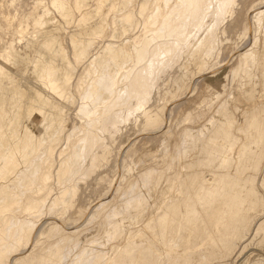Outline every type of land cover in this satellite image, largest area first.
Instances as JSON below:
<instances>
[{"label":"bare ground","instance_id":"bare-ground-1","mask_svg":"<svg viewBox=\"0 0 264 264\" xmlns=\"http://www.w3.org/2000/svg\"><path fill=\"white\" fill-rule=\"evenodd\" d=\"M4 1L0 0V4ZM9 1L14 4L21 0ZM29 1L26 25L13 29V37L22 45L16 46L11 41L0 49V264L11 261L52 264L72 253L71 247L77 244L65 236L29 250L27 247L36 232L35 219L42 216L44 209L58 215L71 208L77 195L76 179L88 178L97 170L98 150L106 148L102 134L116 133L137 112L147 117L146 107L154 88L174 64L185 59L203 71L212 60L215 66L219 32L224 29L221 26L237 5L236 0ZM252 14L251 22L258 32L264 33V6ZM250 30L245 25L242 36ZM256 43L257 39L253 41L255 46ZM248 45L239 52L238 65L231 72L236 78L255 59L253 47ZM147 119L148 123L152 122L151 118ZM183 132L188 137L191 133L187 129ZM184 142V145L188 143ZM182 149H178L180 159L183 151L186 153ZM88 158L90 162L86 165ZM51 179L58 187L56 192L49 185ZM238 193L221 204L213 220L214 227L227 214L238 218L246 200L245 195ZM205 194L201 191V200ZM139 197L133 193L123 207L118 210L113 207L108 212L105 225L114 239L120 235L122 218L129 214L132 203L136 202L139 208ZM22 213L27 217L21 218ZM229 226L217 233L210 230L204 239L207 251L196 253L195 259L179 251L180 242H187L190 234L184 237L177 232L165 239L160 236L156 244L153 239L129 238L113 257L101 250L87 249L86 256L81 254L74 261L75 264H185L187 261L195 264L198 259L202 262L208 256L213 257L217 246L235 239L237 230ZM60 230L59 224L53 222L47 234L59 236ZM203 243L194 251L203 249ZM20 248L23 251L15 254Z\"/></svg>","mask_w":264,"mask_h":264},{"label":"rangeland","instance_id":"rangeland-1","mask_svg":"<svg viewBox=\"0 0 264 264\" xmlns=\"http://www.w3.org/2000/svg\"><path fill=\"white\" fill-rule=\"evenodd\" d=\"M235 2L233 15L226 17L221 26L224 29L219 32L215 66L211 60L206 66L209 68L198 71L193 62L181 59L158 81L146 107L149 109L147 117L137 112L126 124L120 125L116 133L102 134L106 148L98 150L97 170L88 178L76 179L77 195L71 208L55 216L44 209L42 216L35 219L36 232L27 247L29 250L65 236L77 245L71 247L72 253H68L65 260L62 258L61 262L52 264H70L69 260L75 264L74 258L77 260L81 254L86 256L91 249L113 257L129 238L153 239L156 244L160 236L165 239L181 232L184 237L190 236L187 242H180L179 251L195 259L196 253L207 251L204 239L210 230L217 233L230 225L237 230L235 239L217 246L213 257L208 256L202 262L198 259L195 264H264V33L258 32L251 22L252 13L264 6V0ZM30 7L29 0L14 4L6 0L0 4V49L11 41L16 46L22 45L13 37V29L26 25ZM245 25L252 30L242 36ZM256 39L257 46L253 44ZM245 45L253 47L255 59L251 61L255 63L247 64L245 72L240 71L236 78L231 72L237 67L239 52ZM70 111L67 113L72 115ZM147 118L153 123L150 120L148 123ZM186 129L191 132L189 137L183 132ZM183 141L188 143L184 145ZM178 149H185L182 159ZM89 162L88 158L85 164ZM49 185L55 187L56 192L54 179ZM201 191L207 193L206 201L204 197L201 200ZM238 192L246 196L238 218L227 214L225 220L214 227L213 220L221 204ZM133 193L140 196L141 204L137 208L136 202L132 203L129 214L122 218L119 238L114 239L107 233L106 216L111 208L123 207ZM22 214L21 218L27 217ZM53 222L61 229L57 237L47 234ZM203 222H207L206 227ZM201 243L203 249L194 251ZM22 251L20 248L15 254Z\"/></svg>","mask_w":264,"mask_h":264}]
</instances>
